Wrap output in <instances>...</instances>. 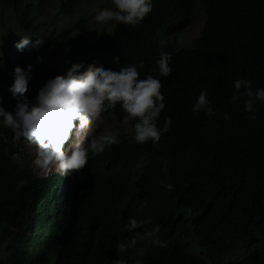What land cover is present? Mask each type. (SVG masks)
<instances>
[{
	"label": "trees",
	"instance_id": "1",
	"mask_svg": "<svg viewBox=\"0 0 264 264\" xmlns=\"http://www.w3.org/2000/svg\"><path fill=\"white\" fill-rule=\"evenodd\" d=\"M38 1L0 0V21L9 14L11 31L45 35L38 48L18 54L0 42V105L9 111L16 104L9 91L14 66L24 68L51 52L52 64L32 72L24 93L29 100L34 102L46 80L71 63L95 62L115 71L132 64L140 79L153 75L162 82L165 108L157 127L163 128L166 117L172 120L155 144L136 142L130 121L129 132L118 133V143L90 155L94 183L86 209L92 217L125 226L128 217L151 216L149 225L160 226L166 246L147 253L144 264H264V103L256 102L258 118L252 120L244 98L231 99L236 79L264 88V0H153L151 12L136 27L113 23L95 35L81 14L87 0H53L54 18L65 22L56 31H49V20L37 17ZM197 10L205 21L186 48L183 29ZM161 52L171 53L168 77L160 76L156 65ZM201 89L214 109L211 117L191 110ZM119 107L117 102L114 108ZM3 188L0 183V193ZM1 196L0 264H17L21 249L11 246L18 242L11 229L24 228L30 218L22 214L23 192L7 188ZM50 211L45 197L36 194L31 215L43 224ZM51 227L42 237L34 234L27 259L35 249L46 258L54 255L46 247L56 242L50 241ZM102 235L99 230L91 247L78 241L63 247L62 264H115L133 254L135 249L118 254L119 237L107 247Z\"/></svg>",
	"mask_w": 264,
	"mask_h": 264
},
{
	"label": "clouds",
	"instance_id": "2",
	"mask_svg": "<svg viewBox=\"0 0 264 264\" xmlns=\"http://www.w3.org/2000/svg\"><path fill=\"white\" fill-rule=\"evenodd\" d=\"M111 3L112 9L95 11V23L136 27L153 7V0H111ZM29 43L28 36L23 35L15 44L18 53ZM42 43L37 39L33 47L38 48ZM113 59L119 64L117 57ZM170 59L171 53H160L156 60L160 76H170L173 70ZM35 62L42 63L43 58L37 56ZM31 75V64L24 68L14 66L9 91L16 104L9 111L6 105H0V183L4 184L0 200L7 188L20 190L24 193L22 214L30 218L24 228L11 229L12 238L18 241L11 246L21 249L17 264H62L63 247L68 248L75 241L91 247L99 230L103 231L102 242L107 247L108 241L119 237L115 243L118 254L135 249L126 260L116 259L115 264H144L142 258L147 253L150 255L156 247L155 250H160L166 246L159 235L160 226L150 227L151 216L128 217L125 226L106 225L94 219L86 209L94 183L88 167L90 155H99L108 146L118 143L119 130H107L85 146L74 147V136L82 135L102 112L119 102L124 113L122 123L134 121L132 138L138 143L148 140L157 143L172 123L171 118L166 117L163 128L157 127V119L165 108L161 80L153 75L140 79L137 65L120 66L115 71L97 67L95 62L87 66L82 61L74 62L62 74L47 79L33 102L24 95ZM241 98H244V111L249 114L247 118L257 119L255 105L257 101L264 103V88H253L247 78L236 79L231 99ZM191 110L193 113L204 111L208 117L215 114L206 90H200ZM36 194L43 195L51 208L46 217L49 220L45 219L43 224L38 216L30 213ZM48 224L53 230L50 241L56 242L44 245L53 250L54 255L46 258L41 250L35 249L27 259L29 241L34 234L42 237ZM149 246L153 248L148 249Z\"/></svg>",
	"mask_w": 264,
	"mask_h": 264
},
{
	"label": "rangeland",
	"instance_id": "3",
	"mask_svg": "<svg viewBox=\"0 0 264 264\" xmlns=\"http://www.w3.org/2000/svg\"><path fill=\"white\" fill-rule=\"evenodd\" d=\"M109 8L112 9L111 0H87L84 8L81 11L84 17H86L91 25L90 35L98 34L102 27H109L113 23L108 24H97L93 20V16L96 10ZM54 2L53 0H39L37 2V17L41 20H49V31H56L57 29H64L65 22L61 17L54 18ZM9 14L3 15L2 21H0V42H8L12 48L15 50V53H18L19 50L15 47V44L21 39L23 35H27L30 43L25 49L33 47L34 42L37 39L43 41L45 35L42 34L38 37L33 38L29 34L18 35L11 31ZM205 21V16L201 10H197L193 16V21L190 25H187L183 29L182 33V46L188 48L195 38L199 36V33L202 29L203 23ZM7 40H11L10 42ZM52 51V50H50ZM43 58V62L37 64L35 62L36 58L30 63L32 65V72L40 71L47 68L53 62L52 53L49 52L45 55H40ZM124 113L119 107L117 110L112 108L111 112L108 113V108L101 113L100 117L94 121L93 125L87 129L82 135L74 136V147L77 144L89 145L90 139L98 138L99 135L103 134L110 129L123 130L129 132L130 121L127 124L122 123V117Z\"/></svg>",
	"mask_w": 264,
	"mask_h": 264
}]
</instances>
